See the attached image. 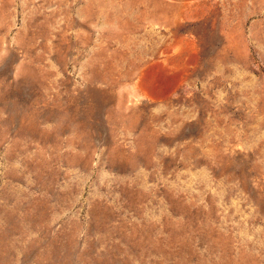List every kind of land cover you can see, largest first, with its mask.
<instances>
[{
  "label": "rangeland",
  "instance_id": "1",
  "mask_svg": "<svg viewBox=\"0 0 264 264\" xmlns=\"http://www.w3.org/2000/svg\"><path fill=\"white\" fill-rule=\"evenodd\" d=\"M0 264H264V0H0Z\"/></svg>",
  "mask_w": 264,
  "mask_h": 264
}]
</instances>
